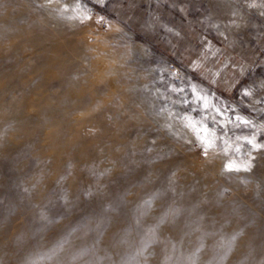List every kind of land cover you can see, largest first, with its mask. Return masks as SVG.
Here are the masks:
<instances>
[{
  "label": "rangeland",
  "instance_id": "rangeland-1",
  "mask_svg": "<svg viewBox=\"0 0 264 264\" xmlns=\"http://www.w3.org/2000/svg\"><path fill=\"white\" fill-rule=\"evenodd\" d=\"M0 264H264V0H0Z\"/></svg>",
  "mask_w": 264,
  "mask_h": 264
}]
</instances>
